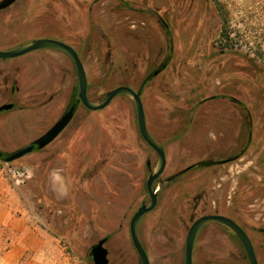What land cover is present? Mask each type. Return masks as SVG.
<instances>
[{"label": "rangeland", "instance_id": "1", "mask_svg": "<svg viewBox=\"0 0 264 264\" xmlns=\"http://www.w3.org/2000/svg\"><path fill=\"white\" fill-rule=\"evenodd\" d=\"M156 12L172 16L171 42ZM39 38L75 50L90 100L120 85L140 93L147 131L166 159L154 183L157 204L137 228L149 264H183L188 228L213 210L240 222L264 264V0H17L0 10V51ZM0 66L16 78L19 96L53 97L0 112V150L11 153L59 116L77 91V77L57 49L0 60ZM222 86L244 96L253 89V144L232 164L169 180L193 163L242 148L247 125L230 122L242 109L200 102ZM155 162L129 98L118 95L96 111L77 105L70 126L45 149L0 162V264H93L84 251L103 237L109 264H141L129 220L148 202L145 183ZM77 234L81 243L74 248ZM192 264L248 261L225 226L209 223L197 233Z\"/></svg>", "mask_w": 264, "mask_h": 264}, {"label": "water", "instance_id": "2", "mask_svg": "<svg viewBox=\"0 0 264 264\" xmlns=\"http://www.w3.org/2000/svg\"><path fill=\"white\" fill-rule=\"evenodd\" d=\"M16 0H1L0 1V10L7 8ZM38 49H57L66 53L71 61L73 62L76 77H77V86H78V101L85 107L87 110L96 111L103 109L106 107L111 100L118 96L124 95L129 98L135 108L136 119H137V129L140 137L145 142L147 146H149L156 154V162L154 164L153 169L147 177L145 183V189L148 195V202L140 205L138 209L132 215L129 221V236L132 242V245L138 255L141 264H149L148 257L146 252L141 245L137 228L139 224V220L143 214L151 211L157 204V189L154 183L158 180L160 175L162 174L166 159L165 153L162 146L153 140L146 127L145 123V114L144 109L140 97V93L132 90L128 86L120 85L111 90H109L100 101H93L87 97V79L84 71L83 64L75 52V50L62 42L52 40V39H36L30 41L28 43L22 44L12 50L8 51H0V59H8L18 57L25 53L38 50ZM9 105H3L0 107V110L8 109ZM74 107H70V109L60 118L57 122L53 124V126L45 132L40 138H38L34 144L23 147L11 154L5 155L0 151V159H2L5 163L13 162L22 156L30 153L34 147L36 149H41L42 147L48 145L54 138L59 134V132L67 125L70 118L72 117ZM148 165V164H147ZM209 223H218L221 224L232 231V233L236 236V238L241 243L248 264H259L256 259V254L252 243L244 232V230L236 224L232 219L216 214H208L203 215L195 219L188 231L186 233L185 241H184V263L183 264H192V250L194 241L198 231L205 225ZM106 242V238L99 239L95 244L90 247V256L93 264H109L108 261V251L104 246Z\"/></svg>", "mask_w": 264, "mask_h": 264}, {"label": "flooded vegetation", "instance_id": "3", "mask_svg": "<svg viewBox=\"0 0 264 264\" xmlns=\"http://www.w3.org/2000/svg\"><path fill=\"white\" fill-rule=\"evenodd\" d=\"M1 1V0H0ZM17 1V0H16ZM15 1V2H16ZM14 2V3H15ZM14 3H12L11 5H13ZM10 5V6H11ZM9 7V6H8ZM6 9V8H5ZM3 10V9H2ZM156 16V19H157V22L159 23V25L162 27V29H165V33L168 35V38H169V42L172 41V38H171V35H172V30L173 28L171 27L172 23H173V19H172V16H170L171 20L168 18L167 20L165 19V17L163 16V13L161 12H156L155 14ZM41 39V38H39ZM36 40V39H35ZM15 58V57H14ZM8 59H13V58H8ZM0 60H6V59H0ZM2 64V63H1ZM165 66V63H162L161 66L159 67V69H157L156 71H152L149 75V77H154L156 76ZM14 70H17L16 67L13 68V71ZM0 74H2V78L0 80V95H1V98H0V107L3 106V105H9L10 107L8 109H4V110H0V112H8V111H13L15 109H22L24 106L26 105H29V104H39V105H45L47 103H49L50 101H52V96H49V98L45 101H42V97L44 96V93L43 94H40V95H36V94H33V95H21L19 96V86L17 85V80L16 78H13L11 76V74L9 73V71L4 67V66H0ZM203 86H207L211 84V76H204L203 77ZM145 84V80L143 81L142 85ZM219 86H221V83L219 82L218 83ZM231 86H234L233 83L230 84ZM248 87V86H247ZM225 88L222 86V89H221V92L217 93L216 95H207V96H204L200 102L201 103H205V102H210V101H214V100H217V101H220V102H223V104H226L227 106H230L231 108H235V109H242V113H240V115L238 114V112L236 111V115H234L232 118H231V123L232 122H236V123H242V124H246V128H247V131L245 133H243V139L245 140L244 143H243V146L240 150H237L236 152L230 154L227 158L225 159H222V160H219V161H209V160H205V161H199V162H196V163H193L185 168H183L182 170L178 171L177 173L173 174L172 177H170L169 180L171 179H174V177L178 176V175H181L182 173H185V172H189L193 169H197V170H204V169H210L216 165H222V166H227L229 164H232V162L236 161V160H239L241 157L244 156L243 152L246 151L253 143H252V138H251V135H252V127H253V124L255 123V116L253 115L252 111L250 110V108L253 106V100L249 99L251 96L253 98V89L252 91L250 90V87L247 88V92L244 96V94L239 95L237 94V92L231 90V91H226V92H223ZM140 90V89H138ZM252 92V93H251ZM251 93V95H250ZM32 97V98H31ZM141 97V96H140ZM142 101V100H141ZM43 102V103H42ZM82 105L79 101H78V86H77V91L75 94H72L70 99L67 101V103L65 104L64 108L62 109L61 113L59 114V116L51 123V125L45 129L41 135L37 136L36 138H34L32 141H30L27 145H25L24 147L28 146V145H31V144H34V142L40 138L43 134H45V132L47 130H49L53 124L55 122H57L60 118H62V116L70 109V107H74L73 109V114H72V117L70 118L69 122L67 123V125L59 132V134L54 138L56 139L61 133L62 131H64L68 126H70L73 118H74V114H75V110H76V107L77 105ZM85 108V107H84ZM191 123V121L189 122ZM54 140H52L51 142H53ZM50 142V143H51ZM49 143V144H50ZM48 144V145H49ZM47 147L44 146L42 147L41 149H36L34 147V149L30 152H34V151H39V150H43ZM23 148V147H21ZM19 148V149H21ZM18 149V150H19ZM1 151V150H0ZM17 151V150H16ZM3 154L5 155H8V154H11V153H5L3 151H1ZM28 153V154H30ZM26 154V155H28ZM24 155V156H26ZM22 156V157H24ZM165 169V168H164ZM164 172V170H163ZM162 172V173H163ZM162 175V174H161ZM160 175V176H161ZM159 179V178H158ZM158 191V189H157ZM142 205V204H141ZM220 207V204H218V207ZM138 209V208H137ZM136 209V210H137ZM135 210V211H136ZM134 211V212H135ZM133 212V214H134ZM132 214V215H133ZM208 214H216V215H222V216H225V217H228L230 219H232L234 222H236V224H238L243 230L244 232L247 234V236L249 237L251 243H252V246L254 248V251L256 253V250H255V246H254V242L252 240V238L250 237L248 231L240 224V222H238L233 216L231 215H228L226 213H223V212H220L219 210H213V211H210ZM207 213L206 214H203V215H208ZM131 215V217H132ZM201 215V216H203ZM200 217V216H199ZM131 219V218H130ZM197 219V218H196ZM195 220V219H194ZM193 220V221H194ZM130 221V220H129ZM192 221V222H193ZM192 224V223H191ZM206 226V225H205ZM204 227V226H203ZM202 227V228H203ZM201 228V229H202ZM200 229V230H201ZM225 229H227L233 236H235L232 231L230 229H228L227 227H225ZM197 236V235H196ZM236 237V236H235ZM103 238H106V237H103ZM102 239V238H101ZM237 239V238H236ZM238 240V239H237ZM106 241H107V238H106ZM239 241V240H238ZM106 243V242H105ZM104 243V245H105ZM240 243V242H239ZM241 245V243H240ZM242 247V245H241ZM243 248V247H242ZM244 250V249H243ZM245 253V252H244ZM246 258V256H245ZM247 260V259H246Z\"/></svg>", "mask_w": 264, "mask_h": 264}, {"label": "trees", "instance_id": "4", "mask_svg": "<svg viewBox=\"0 0 264 264\" xmlns=\"http://www.w3.org/2000/svg\"><path fill=\"white\" fill-rule=\"evenodd\" d=\"M120 1V0H119ZM123 4H125V3H123ZM39 151H41V150H39ZM38 150L37 151H34V152H39ZM22 158V157H21ZM20 159V158H19ZM19 159H17V160H15V161H13V162H16V161H18ZM0 162H4L2 159H0ZM44 180H46V177H45V179ZM71 240L73 241L72 243H71V245L75 248L76 247V245L78 244V243H81V237H80V235L79 234H77V236L75 237V238H73V237H71ZM84 260H86V261H90V249H85V251H84Z\"/></svg>", "mask_w": 264, "mask_h": 264}]
</instances>
